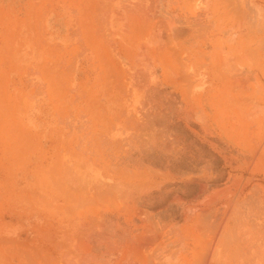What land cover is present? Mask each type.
Returning <instances> with one entry per match:
<instances>
[{
	"label": "rangeland",
	"instance_id": "obj_1",
	"mask_svg": "<svg viewBox=\"0 0 264 264\" xmlns=\"http://www.w3.org/2000/svg\"><path fill=\"white\" fill-rule=\"evenodd\" d=\"M121 2L0 0V264H264V0Z\"/></svg>",
	"mask_w": 264,
	"mask_h": 264
},
{
	"label": "bare ground",
	"instance_id": "obj_2",
	"mask_svg": "<svg viewBox=\"0 0 264 264\" xmlns=\"http://www.w3.org/2000/svg\"><path fill=\"white\" fill-rule=\"evenodd\" d=\"M242 75H243V74H242ZM252 111H253V109H252ZM257 112H258V111H257ZM251 117H252V116H251ZM164 150H165V149H164ZM164 150H163V151H164ZM165 151H166V150H165ZM166 152H167V151H166ZM167 153H168V152H167ZM167 153H166V154H167ZM184 153H185V152H184ZM188 153H189V152H188ZM191 153H192V152H191ZM139 154H140V153H139ZM150 155H151V154H150ZM186 156H187V155H186ZM150 157H151V156H150ZM208 157H209V156H208ZM154 158H155V156H154ZM214 159H215V158H214ZM156 160H157V159H156ZM161 160H162V159H161ZM213 162H214V161H213ZM171 164H172V163H171ZM172 166H173V165H172ZM172 166H171V167H172ZM206 167H207V166H206ZM168 168H170V167H168ZM116 169H117V168H116ZM207 170H208V169H207ZM211 171H212V170H211ZM130 172H131V171H130ZM173 172H175V171H173ZM178 172H179V171H178ZM140 173H141V170H140ZM157 174H158V173H157ZM222 174H223V173H222ZM222 174H220V175H222ZM153 175H154V173H153ZM155 175H156V174H155ZM223 175H224V174H223ZM216 177H217V176H216ZM223 177H224V176H223ZM206 180H207V179H206ZM212 183H213V182H212ZM168 184H170V183H168ZM207 185H208V184H207ZM150 187H151V186H150ZM164 188H165V186H164ZM121 189H122V187H121ZM133 189H134V188H133ZM171 189H172V188H170V190H171ZM174 189H175V188H174ZM134 190H135V189H134ZM175 190H176V189H175ZM132 191H133V190H132ZM173 191H174V190H173ZM180 192H181V191H180ZM108 194H109V193H108ZM127 194H128V193H127ZM148 194H149V193H148ZM150 194H151V193H150ZM153 194H154V193H153ZM155 194H156V193H155ZM151 195H152V194H151ZM165 195H166V194H165ZM135 196H136V195H135ZM135 196H134V197H135ZM147 196H148V195H147ZM169 196H171V195H169ZM132 197H133V196H132ZM121 198H122V197H121ZM128 198H130V197H128ZM138 198H139L138 201H139V202H140V201L142 202L143 199L140 200L141 197H138ZM167 198H168V197H167ZM118 199H119V198H118ZM145 199H146V198H145ZM119 200H120V199H119ZM134 200H135V199H134ZM149 200H150V199H149ZM156 200H157V199H156ZM156 200H155V202L157 203ZM166 200H167V199H166ZM132 201H133V200H131V202H132ZM136 202H137V201H136ZM139 202H138V203H139ZM143 203H144V202H143ZM145 203H146V204H149L147 201H146ZM145 203H144V206H145ZM140 204H141V203H140ZM153 204H154V202H153ZM136 205H138V204H136ZM150 205H151V203H150ZM146 206H147V205H146ZM133 207H134V206H133ZM147 207H148V206H147ZM147 207H144V208H147ZM141 208H143V207H141ZM141 208H139L138 206H136V207L133 208V210L135 209L134 212H136V209H140V211H141ZM148 208H149V207H148ZM168 209H169V208H168ZM143 210H144V209H143ZM137 211H139V210H137ZM147 211H148V210H147ZM166 211H167V210H166ZM134 212H133V213H134ZM163 213H164V212H163ZM134 214H135V213H134ZM153 214H154V213H153ZM141 215H142V214H140V216H141ZM145 215H146V214H145ZM145 215H144V216H145ZM97 216H98V215H97ZM100 216H101V215H100ZM151 216H152V215H151ZM103 217H104V216H103ZM103 217H100V218L102 219ZM146 217H147V216H146ZM161 217H162V216H161ZM105 218H106L107 220H109L108 222H110V217L107 218V216H106ZM139 218H141V219H140V221H141L142 218H143V216H141V217H139ZM163 218H164V217H163ZM90 219H91V218H90ZM98 219H99V216H98ZM143 219H144V218H143ZM160 219H161V218H160ZM103 220L105 221V219H103ZM134 220H135V219H134ZM151 220H152V219H151ZM161 220H162V219H161ZM163 220H164V219H163ZM186 220H187V218H186ZM111 221H112V219H111ZM152 221H153V220H152ZM144 222H147V221H145V219H144L143 223H144ZM148 222H149V221H148ZM103 223H104V222H103ZM110 223H111V222H110ZM112 223H113V222H112ZM160 223H161V222H159V224H160ZM86 224H87V223H86ZM95 224H96V223L94 222V225H95ZM108 224H109V223H108ZM108 224H107V226L109 227V229H110V228H111V229H114V228H113L114 224H113V225H112V224L108 225ZM151 224H153V223H151ZM154 224H155V223H154ZM164 224H165V223H164ZM164 224H163V226H164ZM222 224H223V223H222ZM91 225H92V222H91ZM111 225H112V226H111ZM225 225H226V224H225ZM89 226H90V225H89ZM110 226H111V227H110ZM143 226H145V224H144ZM153 226H154V225H153ZM206 226L208 227V225H206ZM211 226H212V225H211ZM92 227H93V226H92ZM114 227H115V226H114ZM155 227H156V226H155ZM207 227H206V228H207ZM90 228H91V227H90ZM105 228H106V227H105ZM146 228H147V226L144 227L145 230H146ZM91 229H94V227L91 228ZM109 229H106V230H109ZM111 229H110V230H111ZM116 229H118V228H116ZM119 229L121 230V228H119ZM123 229H124V228H123ZM155 230H156V228H155ZM158 230H159V229H158ZM207 230H208V229H207ZM219 230H220V229H219ZM102 231H103V230H102ZM111 231H112V230H111ZM142 231H143V230H142ZM146 231H147V230H146ZM106 232H107V231H106ZM109 232H110V231H109ZM115 232H116V231H115ZM119 232H120V231H119ZM124 232H125V231H124ZM148 232H149V231H148ZM220 232H221V231H220ZM111 233H112V232H111ZM121 233H122V232H121ZM150 233H151V232H150ZM157 233H159V232H157ZM160 233H161V232H160ZM112 234H114V233H112ZM92 235H93V234H92ZM121 235H125V236H127L126 234H121ZM146 235H147V234H146ZM155 235H156V234H155ZM101 236H102V235H101ZM116 237H117V236H116ZM82 238H83V237H82ZM96 238H97V237H96ZM100 238H101V237H100ZM102 238H103V237H102ZM120 238H121V237H120ZM120 238H119V239H120ZM122 238H123V236H122ZM97 239H98V238H97ZM159 239H160V238H159ZM101 240H104V239H101ZM145 240H146V237H145ZM145 240H144V241H145ZM204 240H206V238H204ZM149 241H150V240H149ZM153 241H154V240H153ZM94 243H95V242H94ZM138 243H139V242H138ZM138 243H137V244H138ZM143 243H144V242H143ZM148 243H150V242H148ZM152 243H153V242H152ZM208 243H209V242H207L206 245H207ZM140 244H141V243H140ZM109 245H111V244H109ZM141 245H142V244H141ZM145 245H146V246H145V248H146V247L148 246V244H145ZM212 246H213V245H212ZM137 247L139 248L140 246L138 245ZM141 247L144 248V244H143V246H141ZM142 248H140V250H143ZM147 248H148V247H147ZM150 250H151V248H150ZM144 252H145V251H144ZM146 252H147V251H146ZM146 252L143 253V251H141L142 255L145 254V256H146ZM163 252H165V251H163ZM116 253H117V252H116ZM147 253H148V252H147ZM204 253H205V252H204ZM206 253H207V252H206ZM215 254H216V252H214V255H215ZM203 255H204V254H203ZM214 255H212V256H214ZM63 256H64V255H63ZM208 256H211V255H208ZM125 257H126V255H125ZM125 257L123 258L124 260L127 258V257H126V258H125ZM139 257H140V256H139ZM140 258H141V257H140ZM159 258H160V257H159ZM216 258H217V257H216ZM216 258H214V260H216ZM84 259H85V258H84ZM93 259H94V258H93ZM141 259H142V258H141ZM126 260H129V261H130V259H126ZM211 260H212V257H211ZM100 262H101V261H100ZM120 262H124V261H120ZM151 262H152V261H151ZM209 262H210V263L213 262V264H217L215 261H212V262H211V261L209 260ZM104 263H105V262H104ZM124 263H125V264H129L128 261H127V262H124ZM162 263H163V261H162ZM206 263H207V262H206ZM101 264H103V262H102ZM155 264H156V263H155ZM166 264H167V263H166ZM201 264H203V263L201 262Z\"/></svg>",
	"mask_w": 264,
	"mask_h": 264
},
{
	"label": "crops",
	"instance_id": "obj_3",
	"mask_svg": "<svg viewBox=\"0 0 264 264\" xmlns=\"http://www.w3.org/2000/svg\"><path fill=\"white\" fill-rule=\"evenodd\" d=\"M122 0H120V3H122L121 2ZM126 1V0H125ZM151 6V5H150ZM148 8H146V10H147ZM150 9L152 10V7H150ZM129 18H130V21L131 20H135L136 21V17H134L132 14L129 16ZM148 19L150 20V17H148V16H146V20H147V22H148Z\"/></svg>",
	"mask_w": 264,
	"mask_h": 264
}]
</instances>
